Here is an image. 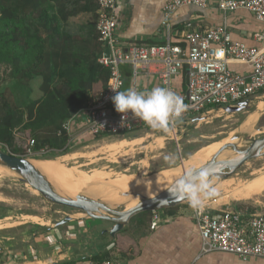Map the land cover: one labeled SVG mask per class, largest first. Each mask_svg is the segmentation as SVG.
<instances>
[{"label": "built area", "instance_id": "built-area-1", "mask_svg": "<svg viewBox=\"0 0 264 264\" xmlns=\"http://www.w3.org/2000/svg\"><path fill=\"white\" fill-rule=\"evenodd\" d=\"M96 10V31L98 40L108 49L102 52L98 61L109 69L106 87L65 120L57 134L65 131L68 141L75 136L72 122L81 116L84 124L81 133L92 135L107 134L124 136L129 133L152 129L131 112L118 113L112 97L116 91H124L125 71L129 73V89L148 92L153 88L141 87L142 79L156 77V87H166L176 92L188 106L182 119L170 129L187 126L193 114L209 113L213 107L221 109L241 101L253 102L264 96V0H217V7L223 11L246 9L262 23V28L253 34L259 46H247L233 40L225 25L195 27L187 20L182 25L186 47L166 42L157 44H131L125 49L118 44L114 35L116 26V1L94 0ZM195 5L206 7L208 0H168L162 9L161 25L170 31L169 19L180 6ZM231 63H244L251 67L248 74H241L229 68ZM187 67L184 90L173 84L174 78ZM155 88V87H154ZM34 139H30L25 154L33 155ZM45 150H41L43 152ZM191 215L196 222L202 252L221 251L233 254L243 260L251 257L264 258V214L242 211L229 205L215 209L210 204L197 213L191 207ZM159 219V210L152 211L150 227ZM96 264H123L118 259L104 258Z\"/></svg>", "mask_w": 264, "mask_h": 264}, {"label": "crops", "instance_id": "crops-1", "mask_svg": "<svg viewBox=\"0 0 264 264\" xmlns=\"http://www.w3.org/2000/svg\"><path fill=\"white\" fill-rule=\"evenodd\" d=\"M167 1L117 0L114 35L118 44L125 49L131 44L161 45L168 41L186 47L182 25L190 20L200 28L225 25L233 40L247 46H259L253 34L262 28V23L246 9L223 12L217 7V0H208V5L203 8L183 5L172 13L171 29L167 31L161 25L162 9ZM53 4L58 20L50 21L46 27H56L60 52L64 46L61 35L68 34L73 36L74 44H85L84 52L96 53L101 49L104 53V45L94 37V34L97 36L94 0H65ZM71 11L73 15L67 16ZM229 68L241 74L251 71L244 63H231ZM4 70L8 73L10 66L0 64V72ZM127 80L124 90L129 89V77ZM186 80L185 66L173 84L176 89L184 90ZM145 85L156 87V77L150 76L147 81L142 79L141 87ZM102 89L101 82L94 83L91 95ZM83 124V117L72 122L71 132L75 137L84 134L81 133ZM139 214L113 236L109 232L111 223L84 218L78 213L73 214V220L58 226L35 223L29 236L15 237L10 246L0 247V264H96L104 258L118 259L123 264H264V258L259 257L243 260L221 251L202 252L190 203L159 210V219L153 228L150 227L152 212Z\"/></svg>", "mask_w": 264, "mask_h": 264}, {"label": "rangeland", "instance_id": "rangeland-1", "mask_svg": "<svg viewBox=\"0 0 264 264\" xmlns=\"http://www.w3.org/2000/svg\"><path fill=\"white\" fill-rule=\"evenodd\" d=\"M7 81V71L4 70L0 72V89ZM259 102H264V96L250 103L249 109L229 113L224 109L214 107L209 113L194 114L190 123L178 128L176 134L143 129L124 136L89 137L74 146L67 153L69 155L66 158L61 157L62 155L49 157L48 155L41 156V154L36 157L39 158L37 160L59 158L61 163L83 175L70 179L82 182H86L84 178L93 177L97 173L103 177V180L97 178L102 184H108L107 182L118 177H126L127 184L134 181H150L151 176L170 169L175 170L179 176L183 174V170H190L200 165V162L193 159V155L203 146L221 140L227 141L238 132H246L250 138L264 135V109L255 111ZM40 107L38 106L37 109L36 106L31 107L27 111L26 118L42 117L48 110L54 109L50 107L39 110ZM253 111L257 113L253 126L250 130L243 129L242 122ZM33 137L30 131H16L12 146H4L3 150L13 152L12 150L16 149L15 154L26 155V146ZM142 137L146 138L136 140ZM122 140L135 141L122 148L105 149L107 145ZM33 155L27 156L32 157ZM167 157H174V161L166 159ZM261 173L264 174V155L245 161L227 179L215 185L217 194L208 204L215 209L229 205L242 211L264 214V190L249 199L234 200L231 197L225 199L231 189L238 185L241 186L259 174L262 175ZM66 213L82 215L75 209L49 205L37 191L20 181L15 174L8 169L0 168V247L10 246V242L15 237L21 239L29 236L35 223L42 225L46 222L47 225H55Z\"/></svg>", "mask_w": 264, "mask_h": 264}, {"label": "trees", "instance_id": "trees-1", "mask_svg": "<svg viewBox=\"0 0 264 264\" xmlns=\"http://www.w3.org/2000/svg\"><path fill=\"white\" fill-rule=\"evenodd\" d=\"M64 1L0 0V64L10 66L8 81L0 89L2 150L4 146H12L16 131L32 132L35 152L32 157L35 158L38 154L64 155L89 137L107 135L87 132L68 141L69 135L65 131L57 134L61 124L90 99L93 84L101 82L105 88L109 78V69L98 61L101 49L96 53L84 52V43L74 44L73 36L64 34L61 35L64 46L60 52L56 27L46 26L50 21L58 20L53 3ZM69 13L67 16L73 15L72 11ZM94 37L98 39V35L94 34ZM125 67L124 88L128 85L129 73ZM33 106L36 109L41 106L39 110L54 109L42 117L28 119L27 111ZM80 115L77 119L83 114ZM42 149L45 151L40 152Z\"/></svg>", "mask_w": 264, "mask_h": 264}, {"label": "water", "instance_id": "water-1", "mask_svg": "<svg viewBox=\"0 0 264 264\" xmlns=\"http://www.w3.org/2000/svg\"><path fill=\"white\" fill-rule=\"evenodd\" d=\"M108 52L107 48L104 49V55L107 56ZM250 103L252 102L245 100L221 109L229 113L241 111L249 109ZM261 110L256 108L255 111ZM255 111L251 113H256ZM263 155L264 135L250 138L246 132H238L233 134L227 142L223 143L205 163L192 169L197 171L206 170L210 183L215 187L220 181L227 179L233 174L245 161ZM37 159L39 158L0 149V166L8 169L20 181L37 191L49 205H60L75 209L80 211L82 213L81 216L84 218L107 221L111 223L109 232L112 236L138 213L162 210L190 203L186 197L176 194L175 188L177 179L182 177L188 170H183V174L179 175L170 185L155 195H146L134 189L115 188L119 197L124 199L113 202L102 195L96 196L86 191H80L75 195L64 193L35 165V160ZM135 199L137 200L136 203L128 206ZM74 218L72 214L66 213L55 223V226L62 225Z\"/></svg>", "mask_w": 264, "mask_h": 264}, {"label": "bare ground", "instance_id": "bare-ground-1", "mask_svg": "<svg viewBox=\"0 0 264 264\" xmlns=\"http://www.w3.org/2000/svg\"><path fill=\"white\" fill-rule=\"evenodd\" d=\"M257 108L264 109V102H259L257 105ZM255 114L257 113L248 114L245 122L242 123L243 129H246V130L251 129V127L253 126L256 120ZM144 138L146 137L138 138L136 140H141V139L144 140ZM134 141L135 140H122L120 142L107 145L105 149H109V148L117 149L120 147L122 148L127 144L133 143ZM227 141L221 140V141L213 142L207 146H203L201 149L197 150V152L194 153L193 159L196 160V162H200V165H202L219 149V147H221L223 143ZM68 155L69 154H64L61 157L64 156L63 158H66ZM58 159L59 158H56L54 160H49V159L48 160H37L35 162V165L43 173H45L59 189H61L66 194L75 195L81 190L83 191L86 189L88 190L86 192L92 193L93 195H96V196L102 195L106 197L108 200L113 201V202L121 201L122 199H124V198L119 197V195L115 191V188L134 189L146 195H155L156 193H158L159 191L163 190L165 187L170 185V183L178 177L176 171L173 169H170V170L161 172L159 174H156L154 176H151L150 181H134V182L127 184L126 182H128V179L126 177H118L116 179H113L107 182L108 184H102V183H99L100 180L97 178H101L103 180V177L101 176L100 173H97L93 177L92 176H90L89 178L83 177L86 180V182H82L79 180L70 179V178H74V177L76 178L78 176H83V175L71 169L72 167L71 168L67 167L66 165L61 163V160H58ZM0 168L3 169L4 167L0 166ZM263 190H264V174L262 175L259 174V176H255L254 178H252L251 180H248V182H245L241 186L238 185L237 187H234L233 189H231L227 193V196L225 197V199L229 197L233 198L234 200L249 199L256 193H258L259 191H263ZM136 201H137L136 199L131 201V203L128 206L135 204ZM0 229H1V224H0Z\"/></svg>", "mask_w": 264, "mask_h": 264}, {"label": "clouds", "instance_id": "clouds-1", "mask_svg": "<svg viewBox=\"0 0 264 264\" xmlns=\"http://www.w3.org/2000/svg\"><path fill=\"white\" fill-rule=\"evenodd\" d=\"M112 101L118 113L131 112L148 127L165 133L182 119L188 107L176 92L166 87H155L148 92L135 89L116 91ZM166 159L174 161V157ZM175 188L176 194L186 197L197 213L204 211L217 194L204 169L188 170L177 179Z\"/></svg>", "mask_w": 264, "mask_h": 264}]
</instances>
